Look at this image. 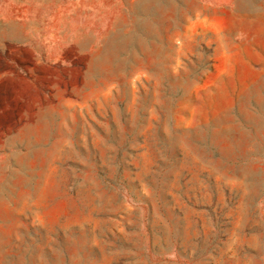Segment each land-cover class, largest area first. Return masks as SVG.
<instances>
[{"label": "rangeland", "instance_id": "1", "mask_svg": "<svg viewBox=\"0 0 264 264\" xmlns=\"http://www.w3.org/2000/svg\"><path fill=\"white\" fill-rule=\"evenodd\" d=\"M0 264H264V0H0Z\"/></svg>", "mask_w": 264, "mask_h": 264}]
</instances>
